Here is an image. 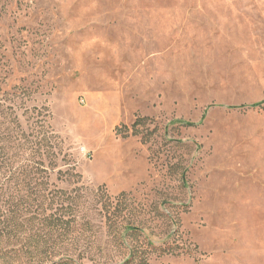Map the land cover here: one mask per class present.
Returning <instances> with one entry per match:
<instances>
[{
  "label": "rangeland",
  "instance_id": "1",
  "mask_svg": "<svg viewBox=\"0 0 264 264\" xmlns=\"http://www.w3.org/2000/svg\"><path fill=\"white\" fill-rule=\"evenodd\" d=\"M132 254L264 264V0H0V264Z\"/></svg>",
  "mask_w": 264,
  "mask_h": 264
},
{
  "label": "trees",
  "instance_id": "2",
  "mask_svg": "<svg viewBox=\"0 0 264 264\" xmlns=\"http://www.w3.org/2000/svg\"><path fill=\"white\" fill-rule=\"evenodd\" d=\"M137 124V122L136 123H134V126ZM133 259V254L132 255H130L125 261H124V263L123 264H129L130 263V261ZM142 264H144V263H142Z\"/></svg>",
  "mask_w": 264,
  "mask_h": 264
}]
</instances>
